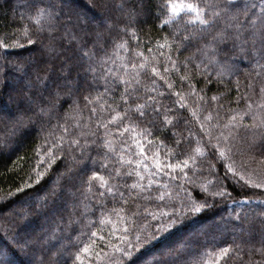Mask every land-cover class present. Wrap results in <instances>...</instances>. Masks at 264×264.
I'll list each match as a JSON object with an SVG mask.
<instances>
[{
	"label": "trees",
	"instance_id": "16d2710c",
	"mask_svg": "<svg viewBox=\"0 0 264 264\" xmlns=\"http://www.w3.org/2000/svg\"><path fill=\"white\" fill-rule=\"evenodd\" d=\"M71 1V8L81 13V20L87 24L76 30L79 34L75 41L63 27L51 33L47 24L37 22L31 9L41 7L40 0H0V43L27 45V40L22 38V30L27 28L32 39L40 35L47 44L54 38L56 50L62 54L59 58L41 59L32 46L0 47V253L6 255L12 264H80L75 259L76 254L80 255L83 264H126L121 253L112 247H126L117 239L125 235V227L129 229L128 240L134 245L136 235L147 224L154 223L149 214L173 210L179 213L182 204L190 198L198 203L207 198L211 207L200 213L184 208L185 214L178 217L179 222L169 233L141 250L137 264L144 260L150 264L154 253L170 248L178 249L177 264H222L216 257L223 247L232 249L228 264H264V256L255 251L261 248L264 221L254 218L257 213L264 212V207L259 204L264 199V191L242 192L229 174L228 191L235 200L244 203L243 212L248 213L247 220L241 215L238 221L235 213L240 209L233 206L232 199L213 200L210 193L214 187L209 186V193H202L199 187L202 183L214 181L213 173L224 174L225 169L208 155L218 140L220 148L225 145L230 148L229 155L238 171L251 173L253 179L257 174H264V136H261L264 127H252L264 120V107H261L264 105V93H261L264 59L260 53L245 57L238 48L217 53L208 51L205 45L211 36L204 40L191 38L193 33L199 34L200 26L186 23L194 19L187 12L181 13L175 23L162 26V21L170 14L165 5L198 3L203 8L205 2L211 4L212 0H144L143 10L132 23H128L127 16L118 9L121 0ZM128 7L139 9L140 4L138 0H129ZM41 28L43 32H40ZM96 33L101 34L99 38ZM85 42L87 46L82 47ZM169 56L171 61H176L178 72L173 70ZM213 56L218 62H210ZM133 64H146L147 67L133 70ZM184 64L187 68L183 67ZM68 65L72 68L70 74ZM89 65L97 71H85ZM152 67L159 69L164 80L151 73ZM164 67L169 68L168 73L164 72ZM108 69L112 73L104 77ZM137 72L139 84H133V95L140 99L135 103H143L147 96H152L165 108L172 109L168 113V118L173 120L168 126L169 138L147 121H133L138 127L123 136L117 134V125L113 124L107 139L113 142L115 151L109 152L104 146L105 129L99 127L97 121H108L117 111L123 113L120 94L126 85L121 81L132 80ZM221 72L222 76L219 75ZM36 75L43 78L39 87L45 97L52 82H62L63 75H68L70 81L81 87L70 97L66 95L69 89H62L56 109L40 115L39 109L26 111L27 105L20 101L21 90ZM181 76H188V79L181 81ZM168 84H172V88L169 89ZM213 96L218 99L212 100ZM50 99L55 101V97ZM181 103L185 105L183 108ZM244 113L247 115L242 125L247 128L224 127L232 116L239 119ZM209 115L211 120L206 119ZM17 119L22 121L23 127L21 132L13 134L12 122ZM128 123L125 120L119 128ZM141 130L147 131L141 135ZM92 132L96 134L91 135ZM172 132L177 134L175 139L187 137L191 143L183 140L182 148L175 149ZM221 134L229 139L225 141ZM73 140H78L82 147L72 144ZM160 141L167 148L161 147ZM136 142L146 149L147 156H154L159 151V158L166 162L180 163L187 158L181 155L168 160L165 153L171 149L196 155L198 171L194 174L188 170V177L194 183L180 176L172 180L169 175L158 174L155 180L159 183L153 184L150 192L125 191L123 185H131L136 177H117L115 170L129 171V166L120 162V156L124 160L134 159L128 148L137 152ZM61 144L63 150L55 151V163L50 168L47 165L40 167L49 150ZM197 148L205 155H197ZM216 151L218 154L219 149ZM105 160L108 168L102 169L100 164ZM209 163H216V168L209 170ZM189 166L192 167L191 161ZM68 170L73 174L72 183L61 178V174ZM37 171L44 173L42 178L37 177ZM93 172H100L109 186L119 185L128 204L118 195L108 194L100 187L99 181H93L91 191L87 190L88 185L78 182L79 179L87 180ZM57 181L58 186L66 191L61 192L54 203L49 197L47 210H38L37 202L45 198L46 190ZM73 183L75 187H72ZM144 183L146 185L147 180ZM69 190L72 195H68ZM101 192L105 193L103 197ZM161 194L165 197L163 202L158 199ZM249 197L251 203L247 202ZM73 203L78 204L75 211L72 210ZM23 204L25 207L21 209ZM25 213L30 215L25 217ZM147 230L151 231L150 228ZM92 232L97 236L92 237ZM101 236L103 240L99 239ZM24 237L30 238V244L21 250L18 242L22 243ZM33 237L38 238V242L31 240ZM85 246L89 247L88 254L82 251ZM97 253H101L99 259Z\"/></svg>",
	"mask_w": 264,
	"mask_h": 264
},
{
	"label": "snow or ice",
	"instance_id": "6c2138e0",
	"mask_svg": "<svg viewBox=\"0 0 264 264\" xmlns=\"http://www.w3.org/2000/svg\"><path fill=\"white\" fill-rule=\"evenodd\" d=\"M140 4V8L136 7H128L129 0H121V3L118 5L119 11L127 16L128 23H132L135 21L136 17L140 14V11L143 10L144 0H138ZM41 7H35L31 10L35 12L36 20L38 23L47 24L48 30L51 33H55L59 31V28L63 27L64 31L72 35L73 41L77 39L78 32L77 29H83L87 26L85 22L81 20V13L71 8V0H40ZM165 7L170 9V14L168 19L162 21V26H167L169 24H173L176 21V18L180 16L181 13L187 12L194 16V19L188 20L187 24H198L200 26L198 30V35L196 33L192 34L191 38H195L197 40H204L207 36H211V40L205 45V48L212 53H217L221 50L224 51H232L234 49H239V51L247 57L250 54L259 52L261 58L264 59V0H212V3L209 4L207 2L204 3V7L201 8L198 3H179V4H168ZM67 9V10H66ZM211 9V11H209ZM159 18V17H158ZM127 30V29H125ZM44 29L41 28L40 32H43ZM31 33L27 28L22 30V38L27 40V45H21L19 42L14 43L12 45L0 43V47L7 49L8 47H26L32 46L35 50V54H38L41 59L44 57H56L59 58L62 54L57 52L56 46L53 42L45 43L44 39L37 35L36 39L31 38ZM85 35H88L87 33ZM101 34L96 33L97 38H99ZM135 35V33H133ZM186 40L190 39L189 37H185ZM87 43L85 42L82 47H86ZM118 47H123V45H118ZM151 51V49H149ZM83 55H87V53H83ZM140 55V54H138ZM169 61L172 64V68L174 71H179L177 67L176 61H171V57H168ZM215 61V56L212 57L210 62ZM218 62V61H215ZM63 63H67L64 61ZM23 68V65H21ZM144 70L147 65L146 64H136L132 65L133 70L137 69ZM184 68H187V64L183 65ZM264 67V66H262ZM71 65L67 66V72L71 73ZM87 72L95 73L97 71L96 68L89 65V67L85 70ZM164 72L168 73L169 68L164 67ZM112 73L111 69H108L107 72L104 73V77H107L108 74ZM151 73L155 76H159L161 80H164V76L160 74V71L157 67L151 68ZM223 75V72L219 74ZM95 79V77H94ZM181 81L187 80L188 76H181ZM108 81L105 79V84L107 85ZM115 84L116 81L114 80ZM126 87L124 91L120 94V104L123 105V113L117 111L115 115H112L110 120L101 122L97 121L99 127L105 129L104 132V146L108 149L109 152L115 151L113 142L107 137L111 135L109 132L110 125H117V134L123 136L125 133L129 131H134L135 127L138 125H134L133 121L137 122H149L151 123L157 131H160L165 134L166 138H169L170 129L169 125L173 124V120L168 118V113L172 111L170 108H165L158 101L154 100L152 96H147L144 99L143 103H135L137 99H140L138 96H134L135 88L133 84H139V72H137L136 76L132 80H123L121 81ZM43 84V78L39 75H36L34 79L29 80L20 93V101L27 105L26 111H36L39 109L40 115L44 112H51L56 109L57 104L60 99V94L62 89H69L66 93L69 97L73 95V91H79L80 85L77 83H73L69 80L68 75H63L62 82L61 81H53L47 90V97H45L44 92L40 89V85ZM118 86V85H117ZM172 84H168V88H172ZM108 88L106 87L105 92L107 93ZM154 91V90H153ZM261 93H264V88L261 89ZM161 96L163 93L160 94ZM176 95L179 96V93ZM52 97H55V101H53ZM85 100H88L87 97H84ZM183 99V98H181ZM202 100L203 97H200ZM212 100H217L218 98L213 96ZM88 103H92V101H88ZM135 103V107H132V104ZM47 105V107H44ZM120 105H118L119 107ZM185 105L183 103L180 104V107L183 108ZM111 107V106H109ZM251 105H249V108ZM264 107V105H261ZM92 112L95 114L96 109L93 108ZM247 113L239 115V119L237 116H232L230 118L229 124L224 125L225 128H228L230 125L236 129L241 128L242 126L247 128V125H242V121L244 116ZM206 119L211 120L212 117L209 115ZM125 120L129 123L124 125L122 129L119 128V125L122 124ZM159 125H163L160 127ZM23 127V123L21 120L17 119L12 122L13 134L17 132H21ZM203 128L204 125L201 124ZM253 128L256 127H264V120H262L259 124H253ZM26 131V129H24ZM68 129L65 128V132ZM147 130H141V135ZM91 135H95L96 133L92 132ZM151 135V132H148ZM177 134L172 132L171 138H173V144L175 145V149L182 148V141L188 140L187 137L182 139H175ZM191 135V134H190ZM223 136V134H221ZM231 136V132L229 133ZM229 136H223V139L227 141ZM261 136H264V132L261 133ZM133 140H135V136H133ZM75 144L77 147H82L78 140H73L71 142ZM190 144L191 141L188 140ZM210 143V141H209ZM160 146L167 148V145L164 144L163 141H160ZM135 147L138 149L137 152H131V148H128L130 152V156H134L135 158H129L128 160H124L123 156H120V162L122 164H127L129 166V171L120 172L119 169L115 170L117 177L122 178H131L133 176L136 177L135 182L131 185L125 183L123 188L125 191L131 192L132 190L139 189L140 192H144L145 190L152 189L153 184L159 183V181L155 180V176L158 174L169 175V178L172 180H176L177 176H180L183 179L188 180L190 183H194L190 177H188V170L193 171L195 174L198 169H196L195 165L196 155H188L187 152H179L175 149L169 150L165 153L168 160H174L176 157L185 155V158L180 163H171L166 162L159 158V151L154 156H147L146 149L139 143L136 142ZM217 149H219L217 154ZM63 150L62 144L57 145L55 149H50L47 158L41 162L40 167H44L47 165L48 168L51 167L52 163H55V151ZM123 151V149H122ZM230 148L225 145L224 148H220V142L217 141V144L212 146L211 151H209L208 155L212 157V160L216 161L220 164L221 167L225 169L224 174L220 176L217 173H213L215 176L214 181H207L206 183H202L199 187L202 193H209V186L214 187V191H211L210 196L213 200L215 198H227L232 199V204L234 207H238L240 211L235 213L236 220L241 219V215H243L244 219H248V213H244V203L237 201L233 198L232 193L228 191V183L229 174L231 175V179L235 184L239 185V190L242 192H246L252 189L264 191V174H257L255 179H253V175L251 173L245 171H238L236 164L232 161V157L229 155ZM196 154L199 156H204L205 152L200 148L195 150ZM151 161V164H149ZM189 161H191L192 167L189 166ZM227 162V163H225ZM102 169L108 168L107 161H103L100 164ZM216 163H209V170L215 169ZM171 170V171H169ZM178 170V171H177ZM171 173H177V175H172ZM36 175L38 178H42L44 173L37 171ZM61 178H67V180L72 183L73 174L71 170H68L67 173L61 174ZM147 180V184L145 185L144 181ZM93 181H99L100 187L105 188L106 192L113 197L119 196L121 200L127 205L128 200L125 199L124 192L119 191V185H108V181L100 174V172H93L91 177L87 180L79 179L78 182L81 184L88 185V191H91V186ZM59 182L47 189L45 192V198L42 201L37 202L38 210H47L50 207L49 197L51 198V202H55L56 199L60 198L61 192L66 191L62 186H58ZM72 187H75V183L72 184ZM20 191V189H17ZM68 195H72L71 191H68ZM105 195L104 192L100 193V196L103 197ZM160 202H163L165 197L164 195H159L158 197ZM247 202L251 203L252 198H247ZM261 207H264V199L259 201ZM78 207L77 203H73L72 210L75 211ZM211 207L208 204V199L205 198L202 203H198L195 199H189L188 201L182 204L181 212H176L173 210L172 212L161 211L158 215H151V220L154 223H149L146 225V228L139 234L136 235V243L133 245L130 240H128L127 233L129 229L127 227L124 228L125 235L117 237V239L121 242L122 245L126 247H117L112 245L115 251L120 252L121 256L125 258L126 264H137V259L141 254L142 249L149 248L153 242L159 239L166 233H169L171 229L175 227V225L179 222L178 217L185 214L183 211L184 208H187V211L193 213H200L205 209ZM175 209V206L173 205ZM25 217L30 215V213L23 214ZM261 221H264V212H260L256 214V217ZM142 219H147V217H142ZM63 217L60 218V222H62ZM58 226V223H57ZM151 229L148 231L147 229ZM92 237H96L97 233L92 232ZM99 239L103 240L104 237L101 236ZM23 242H18L20 249L28 247L30 244V238L24 237L22 238ZM31 240H36L38 242V238L33 237ZM261 248L255 251H258L259 254L264 256V229L261 230ZM82 251L85 254L89 253V247L85 246ZM232 249L230 247H223L219 250V255L216 257L218 262H222V264H228L229 257L231 255ZM97 258L99 259L101 253H97ZM103 255H107V253H103ZM75 259L83 264L81 257L79 254H76ZM179 259L178 249H166L158 253H154L152 255V259L150 264H177ZM0 264H12V261L7 258L6 255L0 253ZM141 264H149V261L144 260Z\"/></svg>",
	"mask_w": 264,
	"mask_h": 264
},
{
	"label": "rangeland",
	"instance_id": "374dc122",
	"mask_svg": "<svg viewBox=\"0 0 264 264\" xmlns=\"http://www.w3.org/2000/svg\"><path fill=\"white\" fill-rule=\"evenodd\" d=\"M71 3H73V1H71ZM81 12H82V11H81ZM85 16L89 18L88 15H85ZM215 66H216V68H217V64H215ZM75 82H76V81H75ZM28 123H31V121H28ZM36 123H37V122H36ZM36 123H35V126H36ZM25 126H26V124H25ZM24 207H25L24 204L20 206L21 209H23Z\"/></svg>",
	"mask_w": 264,
	"mask_h": 264
}]
</instances>
